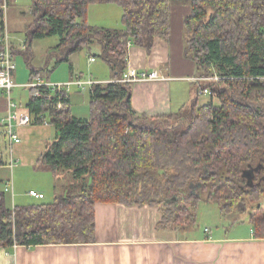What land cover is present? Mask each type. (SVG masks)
Listing matches in <instances>:
<instances>
[{
	"label": "trees",
	"instance_id": "1",
	"mask_svg": "<svg viewBox=\"0 0 264 264\" xmlns=\"http://www.w3.org/2000/svg\"><path fill=\"white\" fill-rule=\"evenodd\" d=\"M8 2L0 0L1 30ZM95 2L120 5L123 26L89 23ZM175 3L191 6L184 54L206 77L198 92L210 88L211 100L196 97L186 112L139 113L134 82L117 80L128 68V41L150 50L157 37L169 39ZM31 13L26 55L34 39L51 35L60 39L56 65L99 42L113 80L91 84L86 117L72 113L64 86H27L24 109L55 128L38 164L70 181L51 202L13 207L0 188V246L94 242L96 204L120 201L157 205L158 227L178 229L196 221L202 199L217 200L224 212L250 211L254 235L264 238V0H33ZM28 65L29 82L40 79Z\"/></svg>",
	"mask_w": 264,
	"mask_h": 264
},
{
	"label": "crops",
	"instance_id": "2",
	"mask_svg": "<svg viewBox=\"0 0 264 264\" xmlns=\"http://www.w3.org/2000/svg\"><path fill=\"white\" fill-rule=\"evenodd\" d=\"M171 8L169 39L157 37L150 50L132 40L128 44V67L148 71L157 69L164 76L134 82L132 105L137 112L150 116L180 111L196 97L199 100L201 95L207 94L198 92V86L206 77L200 75L195 62L184 54L183 20L190 13L191 6L175 3ZM119 10L122 16L123 10ZM104 25L115 26L109 22ZM23 48L25 43L21 45ZM90 61L95 62L96 59L90 58ZM107 64L103 61L102 76L98 80L77 75L67 81L75 78L103 82L113 80ZM15 80L22 87L27 83L18 67ZM75 86L89 90L91 84L85 88ZM23 93L24 90L19 91L21 97ZM8 102V96L0 92V116L5 114ZM4 162L0 166L1 171L11 168L8 161ZM4 173L2 176L7 178ZM161 219L162 213L157 205L98 202L94 242L0 246V264H264V238L256 237L253 230L234 236L206 232L191 236L186 227L160 229Z\"/></svg>",
	"mask_w": 264,
	"mask_h": 264
},
{
	"label": "rangeland",
	"instance_id": "3",
	"mask_svg": "<svg viewBox=\"0 0 264 264\" xmlns=\"http://www.w3.org/2000/svg\"><path fill=\"white\" fill-rule=\"evenodd\" d=\"M32 4L33 0H9L4 13L7 25L5 28L12 45L16 49V63L19 73L21 72L24 75L23 81L28 82L30 78L28 58H30V62L36 68L40 69L39 77L42 82H64L58 79L67 81L70 77L77 75L82 76V78L91 76L95 80L100 79L104 60L99 56L101 52L99 42L84 46L82 49L71 54L70 61L63 60L56 65L58 59L62 56L59 50H57V44L60 39L58 35H51L46 36V38L34 39L29 49V55H26L24 48L21 49V45L27 42L26 28L33 21V14L31 13ZM119 9L123 10L118 4L90 3L86 10V19L94 25H104V23L109 22L111 25L123 26L121 10ZM117 21L118 23H116ZM92 56H95V62L90 61ZM71 66L72 69L70 68ZM20 90H24L22 97L19 95ZM69 92L72 113L78 116H89L91 112V98L88 88L80 90V88L73 85ZM11 96H13L18 104L20 103V108L24 110L30 96L29 88L18 84L13 89ZM214 96L215 102H217L218 99L215 94ZM210 100V94H203L200 96L199 104H205ZM188 109H190L189 104L183 110L186 112ZM15 128L19 136H21V141L19 144L15 143L13 145V155L16 160L14 166L9 169L0 170L2 175L5 172L4 176H7V178L3 177L4 180L0 183V188L6 189L9 179L13 180V187L11 186L7 192L9 204L12 207L14 205H25L40 201L51 202L55 200L58 194H63L65 191L70 181V176L61 174L56 178L51 170L43 168L38 164V158L45 151L48 140L52 141L54 138L55 128L53 124L48 122L47 119L42 122H35L33 120L29 124L16 126ZM1 140L0 149L3 153V159L9 162V148L3 137H1ZM30 188L37 191L42 190L45 193V197L37 198L28 194ZM260 204L264 207L263 195ZM249 223L250 211H230V213H227L221 209L219 201L202 199L197 209L196 221L193 224H187L186 229L191 236L204 234L205 232L234 236L251 232L252 228Z\"/></svg>",
	"mask_w": 264,
	"mask_h": 264
},
{
	"label": "built area",
	"instance_id": "4",
	"mask_svg": "<svg viewBox=\"0 0 264 264\" xmlns=\"http://www.w3.org/2000/svg\"><path fill=\"white\" fill-rule=\"evenodd\" d=\"M6 7V3L4 4ZM130 41H128V44ZM0 44H2V48L0 49V92L6 94L9 98L8 106L4 115L0 116V147H1V137L4 138L5 143L8 145L9 148V162L8 165L13 167L15 164V158L13 155V145L15 143H19L21 141V136H19L16 126L26 125L33 121L31 114L27 110H23L20 108L18 102L13 98L12 92L13 89L18 85L15 80V71L17 70V63H16V55L12 50V43L9 39V34L7 33L6 28L4 30L0 29ZM92 60H95V57H91ZM164 78L159 74L157 69H153L151 71L148 70H138L134 67H128L122 77H119V81H142V80H152V79H160ZM96 82L93 79H82V78H75L64 81V82H42L40 79L36 81L27 82L24 86H36L40 84H47L53 87H65L67 90L73 85H78L81 88H85L87 84H92ZM202 93H212L211 89L206 87L201 90ZM40 94V92H37ZM60 105H62L60 103ZM46 121V119H44ZM0 158L3 159V153L0 149ZM4 160V159H3ZM11 181L7 182L6 189L11 188ZM13 186V184H12ZM29 194L35 196L37 198H44L45 193L42 191H37L36 189H30Z\"/></svg>",
	"mask_w": 264,
	"mask_h": 264
}]
</instances>
